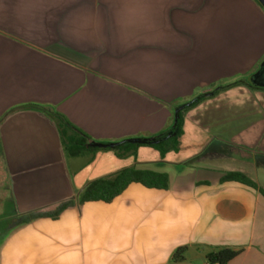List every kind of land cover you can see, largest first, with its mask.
Wrapping results in <instances>:
<instances>
[{"label":"crops","instance_id":"1","mask_svg":"<svg viewBox=\"0 0 264 264\" xmlns=\"http://www.w3.org/2000/svg\"><path fill=\"white\" fill-rule=\"evenodd\" d=\"M256 1L0 0V221L72 202L10 232L0 264H208L223 248L240 251L227 264H264ZM235 80L244 81L212 90ZM221 92L252 107L211 101L224 116L213 130L187 113ZM195 96L203 98L180 111L182 135L163 157L149 147L121 156L118 146H90L159 136ZM80 133L86 146L71 156L65 138ZM126 169L163 174L167 187L130 183L109 202L79 201L90 183Z\"/></svg>","mask_w":264,"mask_h":264},{"label":"trees","instance_id":"2","mask_svg":"<svg viewBox=\"0 0 264 264\" xmlns=\"http://www.w3.org/2000/svg\"><path fill=\"white\" fill-rule=\"evenodd\" d=\"M256 1V0H255ZM257 2V1H256ZM258 3V2H257ZM244 80H235V81H228L221 83L220 85H216L212 88H219L222 89L226 86H233V85H239L242 84ZM203 97L195 96L191 98L188 101H184L182 103V106L184 108L192 107L194 104L198 101H200ZM188 104V106H185ZM23 107H37L36 105H25ZM185 110V109H184ZM182 113H179L177 123L173 127V121L172 119L170 130L166 131L165 133L154 136L152 138L143 139L142 143H139L137 145H124V146H118L114 148L113 150H133L135 151L139 147H149L154 150H156L161 157L165 155L169 150H174L177 146V139L179 138L181 134V126H182ZM60 124V123H59ZM69 126V124L67 123ZM78 132V131H77ZM79 133V132H78ZM81 134V133H80ZM167 134L171 135L167 137ZM82 137L74 136L73 139L65 138V141L67 142V152L71 156H76L79 154V151L77 148H85L86 146V137L85 135L81 134ZM88 150H97L96 148H89ZM106 150H109L108 148ZM226 179L229 180H238L241 181L249 186L254 187V185L249 182L244 177L237 175V174H230L226 177ZM130 183H139L147 188H157V189H165L167 187V177L163 174H157L149 171H139V170H132V169H126L120 172L117 176H115L113 179L110 180H96L90 183L86 189L84 190L82 196L80 197V202H86V201H103V202H109L111 201L115 196L120 194L124 188L130 184ZM261 194L264 196V192L261 191ZM72 205L71 201L64 202L60 204L55 211L53 212H31L26 213L23 215H18L17 217L22 218L23 224L28 223L34 219L42 218V217H49V218H55L58 216V214L63 211L65 208ZM182 252L183 249H178L175 251V253L172 256V260L175 262H179L182 260ZM239 250H231V249H220L215 253L207 255V263L208 264H227L229 261L234 259L238 254Z\"/></svg>","mask_w":264,"mask_h":264},{"label":"rangeland","instance_id":"3","mask_svg":"<svg viewBox=\"0 0 264 264\" xmlns=\"http://www.w3.org/2000/svg\"><path fill=\"white\" fill-rule=\"evenodd\" d=\"M251 83H252L251 84L252 87H256L255 89H257L259 87L264 88V72H262L258 76V78H254ZM230 91L231 90H224V92H226V93H228ZM223 95L224 94L221 92L220 94H218V96L216 98H214L215 100H212L213 98H205L198 104V106L196 105V106L190 108L187 113H189V111H191L190 113H191L193 119L197 120L198 123H201V124L204 123L205 124L206 122H208L207 128H210L209 130H213V129H218L221 126L223 127V124L220 123L218 118H223L224 116H222L218 112H217V114H215L214 113V112H216L215 110H210V108L207 107V105H209V103H211V101H217L216 106H224V108L228 107L229 109H231V107L234 109H236V108L237 109H241V108L245 109V107L247 108L248 106L252 107L251 102L249 105V100L237 99L236 97L230 98V101L227 99H224V100L219 99V98L223 97ZM171 122H172V116H171ZM181 135H182V133L180 134V136L177 140L180 139ZM177 142H179V141H177ZM110 151H112V150H110ZM132 151L133 150H131V149L130 150H118L117 154L119 153L121 156H124L127 153H130ZM192 156L191 157H185L182 159H193ZM3 187H6V186H5V181L3 180L2 172L0 170V207H1V203H2L1 190L3 189ZM21 225H23L21 217L15 216L14 218H11L9 220H3V221L1 220L0 221V241H2L10 232H12L13 230H15L16 228H18Z\"/></svg>","mask_w":264,"mask_h":264},{"label":"water","instance_id":"4","mask_svg":"<svg viewBox=\"0 0 264 264\" xmlns=\"http://www.w3.org/2000/svg\"><path fill=\"white\" fill-rule=\"evenodd\" d=\"M257 2L259 3V5L263 8L264 10V0H257ZM210 95V94H209ZM185 106H188V104H186ZM184 108V106H181L178 109L174 110V121H173V127L176 125L177 123V119H178V113ZM170 135H168L167 137H169ZM143 141L140 139H131V140H125V141H121L119 143H111V144H97V143H92L90 146L91 147H98V148H114L116 146L119 145H123V144H133V143H142Z\"/></svg>","mask_w":264,"mask_h":264},{"label":"flooded vegetation","instance_id":"5","mask_svg":"<svg viewBox=\"0 0 264 264\" xmlns=\"http://www.w3.org/2000/svg\"><path fill=\"white\" fill-rule=\"evenodd\" d=\"M169 134H167V136H168Z\"/></svg>","mask_w":264,"mask_h":264}]
</instances>
